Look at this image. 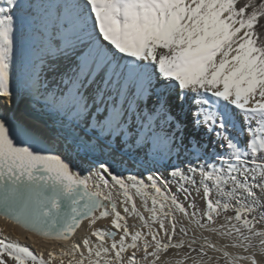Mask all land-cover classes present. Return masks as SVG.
<instances>
[{
	"label": "snow or ice",
	"instance_id": "6c2138e0",
	"mask_svg": "<svg viewBox=\"0 0 264 264\" xmlns=\"http://www.w3.org/2000/svg\"><path fill=\"white\" fill-rule=\"evenodd\" d=\"M0 216L58 242L0 264H264V0H0Z\"/></svg>",
	"mask_w": 264,
	"mask_h": 264
},
{
	"label": "bare ground",
	"instance_id": "6f19581e",
	"mask_svg": "<svg viewBox=\"0 0 264 264\" xmlns=\"http://www.w3.org/2000/svg\"><path fill=\"white\" fill-rule=\"evenodd\" d=\"M20 111H25L24 106L22 105ZM138 205L140 203L138 199ZM130 223H134L132 219L129 220ZM86 223V222H85ZM106 224L107 222H101ZM0 233L9 236L10 238H18L21 243L33 245L37 250L42 249L44 247H51L53 244L58 243L56 241L46 240L44 238L36 237L32 233L24 230L20 226L15 223L3 218L0 216ZM82 234V233H81ZM35 242V243H33Z\"/></svg>",
	"mask_w": 264,
	"mask_h": 264
},
{
	"label": "water",
	"instance_id": "95a60500",
	"mask_svg": "<svg viewBox=\"0 0 264 264\" xmlns=\"http://www.w3.org/2000/svg\"><path fill=\"white\" fill-rule=\"evenodd\" d=\"M2 217V216H1ZM4 218V217H3ZM12 222V221H11ZM13 223H15V222H13ZM16 225H18V226H20L21 228H23L24 230H26L23 226H21L20 224H17V223H15Z\"/></svg>",
	"mask_w": 264,
	"mask_h": 264
}]
</instances>
